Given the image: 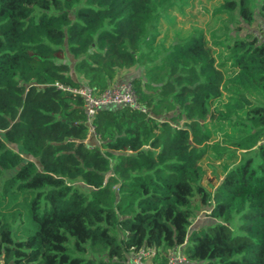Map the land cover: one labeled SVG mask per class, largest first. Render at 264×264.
Wrapping results in <instances>:
<instances>
[{
  "label": "trees",
  "instance_id": "16d2710c",
  "mask_svg": "<svg viewBox=\"0 0 264 264\" xmlns=\"http://www.w3.org/2000/svg\"><path fill=\"white\" fill-rule=\"evenodd\" d=\"M187 4L0 0V263L132 264L153 248L146 264H164L181 247L183 264H264V40L200 31L160 48V20ZM220 8L255 21L252 0ZM127 79L145 110L99 109L94 136L83 98L55 84ZM224 88L249 128L233 145L250 153L211 191L206 126L229 118L213 107ZM201 206L215 221L191 228Z\"/></svg>",
  "mask_w": 264,
  "mask_h": 264
},
{
  "label": "rangeland",
  "instance_id": "374dc122",
  "mask_svg": "<svg viewBox=\"0 0 264 264\" xmlns=\"http://www.w3.org/2000/svg\"><path fill=\"white\" fill-rule=\"evenodd\" d=\"M225 0H188L185 12L182 13L178 6L173 8L168 15L163 17L159 22V30L156 37V44L163 42L160 48L169 47L172 42L182 41L186 36L202 31L206 37L212 42L213 35H222V39H226L225 35H245L247 32L253 33L260 38L264 32V17L259 12L260 1L252 0L255 13V21L251 25H247L239 16L238 8L234 9L232 16L229 12L222 11L221 5ZM178 2V5L182 4ZM229 34V35H230ZM213 44V43H212ZM214 45V44H213ZM216 47V45H215ZM216 55L221 53L220 47H216ZM135 68V69H134ZM136 71L138 68L134 67ZM137 73L140 74L139 71ZM233 91L224 88L220 98L214 101V109L220 110L224 115L222 118H215L213 121L207 120L208 130L211 138L208 141V151L203 157L202 166L204 171L203 183L209 190H214L222 181L225 171L237 163L244 154L250 151L237 149L233 145V141L238 139L241 134L248 131L240 120L244 119V112L237 111L232 105L231 97ZM238 121V122H237ZM94 140L90 138L89 142ZM222 153V154H221ZM236 155V158L231 157ZM198 197H194L193 201L197 202ZM8 199L2 200L1 206L8 207ZM7 204V205H6ZM14 210V209H12ZM22 218L16 217L14 225L17 235L23 236L24 229L27 227ZM215 220L209 216L206 207L201 206L195 216L192 218L191 228H199L207 226Z\"/></svg>",
  "mask_w": 264,
  "mask_h": 264
},
{
  "label": "built area",
  "instance_id": "2783aa9c",
  "mask_svg": "<svg viewBox=\"0 0 264 264\" xmlns=\"http://www.w3.org/2000/svg\"><path fill=\"white\" fill-rule=\"evenodd\" d=\"M260 39L264 40V32L263 35L260 36ZM55 84L62 89L75 92L83 98L87 114V122L90 126V134L92 135H96L92 119L96 115L97 111L105 106L114 104L145 110L139 101V97L133 88V84L130 79L115 82L100 93L87 83L81 82L75 87L64 86L60 83ZM155 254L156 250L153 248H142L131 254V262L132 264H146V259L148 257H153ZM186 261V255L179 248H176L174 250H170L164 264H183Z\"/></svg>",
  "mask_w": 264,
  "mask_h": 264
},
{
  "label": "crops",
  "instance_id": "0c3cea01",
  "mask_svg": "<svg viewBox=\"0 0 264 264\" xmlns=\"http://www.w3.org/2000/svg\"><path fill=\"white\" fill-rule=\"evenodd\" d=\"M128 75H130V73L128 71L122 72V76H128ZM90 138H92V136ZM178 248L181 250V247H178Z\"/></svg>",
  "mask_w": 264,
  "mask_h": 264
},
{
  "label": "water",
  "instance_id": "95a60500",
  "mask_svg": "<svg viewBox=\"0 0 264 264\" xmlns=\"http://www.w3.org/2000/svg\"><path fill=\"white\" fill-rule=\"evenodd\" d=\"M0 264H3L2 262Z\"/></svg>",
  "mask_w": 264,
  "mask_h": 264
}]
</instances>
